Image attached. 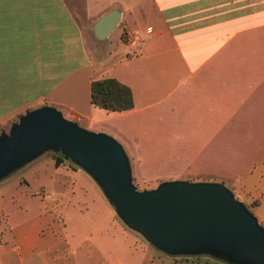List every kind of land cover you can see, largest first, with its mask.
<instances>
[{
    "label": "crops",
    "instance_id": "obj_1",
    "mask_svg": "<svg viewBox=\"0 0 264 264\" xmlns=\"http://www.w3.org/2000/svg\"><path fill=\"white\" fill-rule=\"evenodd\" d=\"M112 8L119 18L99 39L108 42H95L92 24ZM105 76L129 86L130 108L89 101L90 80ZM42 104L111 135L128 158L177 159L179 172L197 175L168 179L223 183L264 227V0H0V131ZM52 168L74 180V168ZM59 173L45 170L38 185L52 190ZM68 184L77 196H56L58 210L83 213V184ZM11 189L0 193V264H163L120 225L105 233L131 237L123 253L90 231L66 235Z\"/></svg>",
    "mask_w": 264,
    "mask_h": 264
},
{
    "label": "water",
    "instance_id": "obj_2",
    "mask_svg": "<svg viewBox=\"0 0 264 264\" xmlns=\"http://www.w3.org/2000/svg\"><path fill=\"white\" fill-rule=\"evenodd\" d=\"M112 8L92 24L102 39L114 27ZM60 152L101 187L118 217L153 247L170 254L208 253L234 264H264V227L219 181L164 179L137 189L129 158L111 135L86 129L42 104L0 131V178L44 151Z\"/></svg>",
    "mask_w": 264,
    "mask_h": 264
},
{
    "label": "rangeland",
    "instance_id": "obj_3",
    "mask_svg": "<svg viewBox=\"0 0 264 264\" xmlns=\"http://www.w3.org/2000/svg\"><path fill=\"white\" fill-rule=\"evenodd\" d=\"M94 40L98 43L108 42V40H99L95 38ZM55 154L56 153L52 150L44 151L42 154L28 161L22 166L11 169L7 174L0 178V193L3 191L6 194V189L9 187L10 189L15 188L14 191L17 189L23 191L24 194H27L29 197L33 198V200L40 202L44 214L52 216L51 223L53 225L57 223L58 228L63 230L66 235H70L69 232L81 233L84 231H90L92 239L96 240L97 242L96 245L103 249L107 247L110 249L119 248L122 249L119 250V252L123 253L126 245L130 244V236L110 237V234H113L114 231L119 230V225L123 229L131 232L134 241L136 240L137 242L136 245L142 244L153 247L148 243L141 233L129 227L118 217L114 211L113 205L103 194L101 187L80 166L75 165L68 158H65L62 163L57 165L61 167L63 166V168L67 170L74 168L76 171L74 173V180L73 178L66 176V173L62 168L61 170H58V168H52L56 167L54 166L53 161H51V158H54ZM39 161L42 163H39ZM129 162L131 169V180L137 189L154 187L159 181L163 179L176 177L196 178L197 176L195 174H184L179 172L180 168L177 159L165 161V159L129 158ZM45 170H52L55 172L60 171V173L56 175V177L58 176L60 178V182L59 184H51L52 187L50 188H52V190L43 184L38 185L43 181L41 174ZM62 172L64 174H61ZM53 176L55 177V174H53ZM68 181L75 182L77 184H83L82 186L85 189L84 196H82V194H79V196L84 197L86 200L87 209L83 213H80L74 206L68 205L66 206L67 211L64 213V216L67 217L65 220V217L62 215L60 210H58V206L66 203V198H74L77 196H73L71 195V192H69ZM11 190L13 191V189ZM56 196H58V199H61V204L60 202L58 203ZM100 199L105 200L106 204H104V202H100ZM104 207L106 208V211ZM109 215H111L113 218V221L110 223L107 221L104 222L103 219L100 218H106V216ZM4 223V212L0 207V243L3 244L4 240H6V238H3ZM98 227H100L101 230L102 228L106 227L104 229L106 231L103 230L102 234H97V231L99 230ZM105 232H109L110 234L108 235L110 236H108ZM97 235H100L101 238L98 239ZM154 249L156 253V259L163 264H234L223 258L208 253L170 254L155 247Z\"/></svg>",
    "mask_w": 264,
    "mask_h": 264
},
{
    "label": "trees",
    "instance_id": "obj_4",
    "mask_svg": "<svg viewBox=\"0 0 264 264\" xmlns=\"http://www.w3.org/2000/svg\"><path fill=\"white\" fill-rule=\"evenodd\" d=\"M89 101L105 110H122L132 106V94L128 85L115 77L105 76L90 80ZM63 160H65L63 155L57 152L53 158L54 166Z\"/></svg>",
    "mask_w": 264,
    "mask_h": 264
},
{
    "label": "built area",
    "instance_id": "obj_5",
    "mask_svg": "<svg viewBox=\"0 0 264 264\" xmlns=\"http://www.w3.org/2000/svg\"><path fill=\"white\" fill-rule=\"evenodd\" d=\"M122 34H123V37L125 39H132L136 35V32L135 31H128V30H126V31H123Z\"/></svg>",
    "mask_w": 264,
    "mask_h": 264
}]
</instances>
